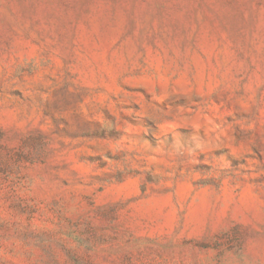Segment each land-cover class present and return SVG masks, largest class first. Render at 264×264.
Returning a JSON list of instances; mask_svg holds the SVG:
<instances>
[{"label":"rangeland","instance_id":"rangeland-1","mask_svg":"<svg viewBox=\"0 0 264 264\" xmlns=\"http://www.w3.org/2000/svg\"><path fill=\"white\" fill-rule=\"evenodd\" d=\"M0 264H264V0H0Z\"/></svg>","mask_w":264,"mask_h":264}]
</instances>
